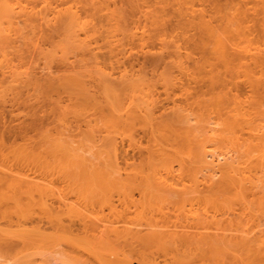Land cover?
Wrapping results in <instances>:
<instances>
[{
    "label": "rangeland",
    "instance_id": "obj_1",
    "mask_svg": "<svg viewBox=\"0 0 264 264\" xmlns=\"http://www.w3.org/2000/svg\"><path fill=\"white\" fill-rule=\"evenodd\" d=\"M0 2V26L3 27L8 36L16 39L18 43L13 45L14 48H7L6 51L4 50L5 44L0 39V231H3L2 234V231L0 232V235H2L0 237V240H2L0 242V264H92L94 261L90 254V244L95 245L94 242L97 243L98 241L95 239L100 230L97 229V226L123 227L124 221L131 218L168 225L169 228L162 229L179 233L185 241L190 240L183 243L182 248L179 250L165 243L155 244L150 242L142 243L137 248V250L153 253L156 258L158 257L157 259L161 264H212L214 261L211 262V255L202 251L196 243L199 235L202 233H222L223 230L218 228L235 230L238 228L237 223L240 221L244 222V227L247 229L249 225L252 226L253 223L257 225L263 220V225L256 229L252 236L255 233L257 235L264 234V211L261 213L262 216L259 214L260 210L264 209H258V205L255 203L253 205V211L256 212L255 216L260 215L262 219L258 217L257 220L260 219L259 221L254 219L250 224H246L250 218L249 210L242 208L236 201L235 203L229 200L225 201L212 181L204 178L208 174L205 172H202V174L201 170L193 163V159L189 161L191 157L189 152L191 150L193 152L192 145H189L185 135H182L177 128L163 127L160 130L158 144L169 152V156L166 154L168 157L166 156L167 159L164 161L167 166L163 169L158 168L161 170L156 169L153 171L145 168L144 172H140L146 166L149 149L157 144L153 145L150 134L143 128L138 127L136 130L135 145L131 144L127 137L119 138L120 166L122 169L120 176L122 177L119 179L121 181L119 185H115L116 187H113V181H109L106 177L109 174L105 172L91 174V171H87L89 173L88 177L89 175L92 176L88 178L87 175H83V173L87 174L86 171L73 167L77 169V172H74L70 167L71 160L65 158L66 162L60 157L59 159L56 157L57 159H55L58 160L56 161L50 156L48 159L49 166L45 168L38 166L37 163L34 164L36 161L33 157L35 162H32V152L29 151V157H27L28 153L23 157V151L26 153L35 144L43 141L41 133L45 129V132L48 130L53 133V136L55 134L57 136V131L65 127L66 130H72L73 134L70 131L68 132L74 136V133L78 134L81 128L85 131L88 122L93 126L96 123L94 111L89 104H84L83 106L86 109H81L83 108V106H80L82 99L80 95L75 94L76 92L58 87L47 93L42 92L40 96L42 94L44 96L41 98L37 94L39 91L35 94L36 91L32 89L30 91L25 83L24 86L20 85L19 82L26 79H23L22 76L27 77L28 73H32V70L27 72L25 70L30 66V64H27L28 56H37V52L35 53L33 50L42 52L39 47L43 48L45 52L55 49L51 42L45 38V33H48L47 29L49 28L46 25L44 31H41V35L35 36L36 41L34 37L31 40L30 36L32 34L30 35L23 30L29 27V25H25L27 23H25L27 11L33 10L36 13L47 14V16L50 14L51 19L55 12L75 6L80 10L82 19L85 22L92 23L90 28H93L94 26L99 27L101 24H106V21L102 19L105 18L104 14H107L108 11L106 6L109 5L110 9H120L122 2L120 4L119 0H1ZM147 3V7L150 6L149 9L146 8L147 13L150 12L151 14L154 11L156 13L157 9L162 10L160 14L164 20H161L163 22L161 23L164 24L162 28L153 27L154 13L151 15L142 13L143 15L137 16L139 13L137 11V14L134 13L128 17L130 18L128 24L133 26L129 25L130 27L128 26L126 29L127 31L132 29L133 32L129 30V33L132 32L133 34L132 38H129V44L125 45V43H128L127 39L125 40L127 42H124L127 50L122 60L121 56L123 55L120 56V63L108 59L105 55L107 49L102 47L104 46L102 39H98L99 42L96 40L99 44H96L95 39H93L91 50H94L98 55L100 66L111 75L113 74V77L117 80L121 78L122 71L124 73L125 68L129 75L146 76L154 81L159 80L157 77V75H161L159 73L167 71L173 83L172 86L165 87L161 80L159 83L157 82L159 84L157 85L158 89H154L156 90L154 97L159 103L156 109V117L160 122L179 108L193 116L191 118L195 120L192 124L198 127V133H201V129H203L199 127L207 125L208 122L212 123L211 127L216 129L217 135L213 138L208 137L203 142L207 145L205 148L208 149L209 153L213 152L217 156L226 153V155L228 154L227 157H230L236 156L237 153L253 150V146L264 135V120H255L249 123L237 121L235 116H232V114H235L232 113V110L236 106H241L243 110L252 112L251 108L254 104L257 101L264 100V84H261L260 91L257 92L252 88L247 77L251 74L264 80V47H259L257 44L260 41H257L258 38L262 39V37L253 28L255 32L251 42L236 39L234 43L237 46L232 47L230 45L231 49L235 51L238 48L236 51L238 55H244L243 50L249 48L256 58L260 61L263 60L259 64L260 67L255 64L253 59L249 60L248 58L244 67H239L233 74L226 75L224 85L214 88L209 81L210 73L221 70V68L218 67L217 69L216 67L215 69L214 67V70L208 64L205 71H197L199 65L206 62L212 64V67L214 64L215 66L219 64H216L218 62L211 54L212 44L209 43L210 47L201 45L204 33L200 34V30L193 23L198 22L200 16H203L211 26L220 34H223L225 33V24L236 16L232 6L249 8L248 18L254 17V11L259 12L256 18H262L261 3L257 0H147ZM98 8H102L103 11L100 13ZM21 10L23 12L20 13ZM13 11L19 12V14L15 15ZM94 12L95 15L91 17ZM16 17L20 22H17ZM23 17L25 21H23ZM133 19L137 21L136 25L133 24ZM131 21L133 22L131 23ZM19 29H21V34L28 39L26 41L30 40L31 42L34 39L36 43L34 41L33 43L27 42L28 44L26 43L24 48L25 39L23 38L24 42L21 41ZM98 29L102 31L101 26ZM29 32L31 31L29 30ZM120 34L118 40H122L123 36ZM157 34L159 36L156 40ZM153 35L154 38L152 39ZM81 38L83 40L89 39L85 33L81 34ZM27 47H29L28 51H26ZM21 53H24V57H20ZM60 53L57 51L59 56L62 55ZM233 53L235 52L233 51ZM25 54L27 55L25 56ZM73 56H71L72 61L74 60ZM159 56L161 57L158 58ZM89 58H91L90 55L86 57V59ZM154 58L155 60L152 61ZM31 59L35 63H32L29 69L43 65L41 58L32 57ZM157 60L159 64L155 63ZM39 61L40 63L37 65L36 63ZM180 61L183 63L184 69L179 67ZM86 62L90 63V60H86ZM54 64L49 66L48 69L45 68L46 70H43L42 65L41 68L38 66L37 68H40V70L34 69L33 73L35 74L37 70L38 73L42 70L43 73L45 71L47 74L51 72L50 74H53L52 78L55 82L71 74L67 71L66 64ZM10 66L19 74L20 80L16 82L17 85L14 83L15 81H11V79L14 80L12 77L10 78L11 75L9 78L7 77ZM157 67L161 69H157ZM44 75H41V72L37 74L38 77ZM5 78L8 79L9 83L5 81ZM85 81L89 85V89L96 93L97 86L94 87L95 84H93L92 79L86 77ZM59 83V81L56 82V84ZM17 87L20 89L22 87L20 91L23 92V96L20 93L18 94V96H21L20 98L16 97L15 94L19 90ZM16 88L17 90H13ZM99 96L100 94L97 97L99 98ZM76 111H78V114ZM105 113L107 114V111ZM31 124H36V127L39 125L38 127L41 130L42 127L45 128L43 131L40 130L41 132L37 128V132L41 136L38 141L36 137L39 135H36L35 128V131L32 129L35 126ZM75 138L77 139V137ZM68 139L70 138L68 137ZM160 142L165 146L161 145ZM74 146H78V143H75ZM27 147L29 148L26 149ZM167 151L165 152L167 153ZM81 153L82 151H80ZM88 154L85 155L89 156L90 154ZM59 160L61 164H59ZM71 163L73 162L71 161ZM167 169L170 170L167 171ZM147 173L149 176L145 175ZM93 174L100 177L104 175L106 178L102 179L97 175L95 176L97 178H93ZM142 174L145 175V178L146 176L150 178L153 184L143 183L142 179L144 177ZM15 179L27 180L35 185L37 184V189L34 192L35 197L32 201L21 200L19 203H14L13 199L7 202L3 201L4 195L7 198L15 197L16 200L20 197L25 198L24 195L15 194L12 190L13 184H19V181L15 182ZM106 179L108 180L107 183L111 182L113 184L112 187L107 186H110V183L107 184ZM109 179H111L110 176ZM154 179L157 183H154ZM102 182H105L107 187ZM48 189L51 190L48 193L49 196L51 195L50 197L47 195ZM41 192L45 196L44 200H41V195L38 196ZM45 202L46 204H43ZM45 205H47V211L44 209ZM231 230H226L224 233L227 235L238 234ZM4 231L12 234L6 233V235ZM3 238H5L4 241ZM162 244L163 246H161ZM167 247L168 250H172L166 251ZM130 253L131 250H125L112 258V262L108 264H123ZM222 264H264V245L258 243L255 247L245 251L240 263L236 262L234 255L228 249L225 252Z\"/></svg>",
    "mask_w": 264,
    "mask_h": 264
},
{
    "label": "bare ground",
    "instance_id": "obj_2",
    "mask_svg": "<svg viewBox=\"0 0 264 264\" xmlns=\"http://www.w3.org/2000/svg\"><path fill=\"white\" fill-rule=\"evenodd\" d=\"M257 1H259L262 5V9H263L262 18H256L257 13L259 12H255V11H254L255 13L254 17L248 18V15L250 14L249 8L232 6L234 12H236V16L228 20V22L225 24V31H224L225 33L223 34L222 33L220 34L213 26H211L203 18V16H200L198 22L193 23L194 26L200 30V34L204 33V37H202L201 39V45L203 47H205L206 45L210 47L209 43L212 44L211 54L214 57V59L217 60L218 63L216 64L217 65L219 64L218 66H215V64L213 63L214 66L212 67V64L206 62L203 63L202 65H199V69L196 68L197 71L198 70H199L198 72L205 71L208 64L212 69H214V67L215 69L216 67L217 69L218 67L221 68V70H217V71H214L215 70L214 69L213 70L214 73L213 72L210 73L209 81L212 87L215 88L217 86L224 85L226 75L233 74L235 71H237L239 67H244L246 65V60L248 58L249 60L253 59L256 65L262 63L263 60L260 61L258 58H256L249 48L243 50L244 55L241 53L242 52L241 50L239 51H241L240 53L242 55L236 54L238 48H236L237 49L236 51L231 49L233 46H237L234 43L236 39H240L241 41L251 42L255 31L260 33V36L262 37V39L258 38L257 41L259 40L260 41L257 42V44L259 45V47H264V0H257ZM120 2H122V5L120 4ZM146 3L147 0H121V1L119 0L120 9L118 8L110 9L109 5L106 6V10H108L107 14H104L105 18H102L104 21H106V24L99 25V27L101 26L102 31L98 29L99 27L97 25H96L97 27L93 25L94 27L90 28V24L92 23H89L87 21L85 22V20L82 19L80 10L75 6H70L65 10H60L58 12H55L53 18L51 19L49 17L50 14L47 16V14L36 13L33 10L27 11L26 14V12L24 11L25 14L27 15V17L25 15L27 19L25 21L23 17V21H25V23L27 22L25 25H29L30 29L27 26L28 28L23 30L27 31L30 35L32 34V36L29 35L31 37V40L33 37L34 38L35 36L37 37V35L40 34L41 31H44L45 28L44 26L46 25V27L49 28L47 29L48 33H45L46 35L45 38L49 42H51L52 46L55 48L53 51L50 50L49 52H45L41 47L39 48L41 49L42 52L35 51L32 49L35 53L37 52L36 53L37 56L35 55L32 56L30 55L29 52L28 54L30 55V57L32 56L35 57L36 59L41 58L43 60L42 63L44 65L43 66L41 64L42 67L44 68V69L42 68L43 70L50 68L49 66H51L54 63L66 64L65 66L67 67V71H69L71 74L64 77L62 80L58 79V81L60 82L59 84H56V82H58L57 80L56 82L53 80L52 78L53 74L51 75L50 74L51 72H48L49 74H47L44 71L43 73V70L41 69L42 70L40 71L41 75L42 74L45 75L43 77H38L37 74L40 73V72L38 73V70H40L41 68V65H38L40 61L36 63L40 68H37L38 67L37 66L35 68L33 67L32 69H29V67L32 66L31 64L35 62H32L31 59L32 57L30 58L28 56L29 63L27 62V64H30V66L27 65L28 69L25 71L27 72L29 70L30 71L32 70L33 73L34 69H38L36 71L37 74L28 73L29 75L30 74L31 75L29 76L27 74V77H23L25 75L23 76L21 75L23 79L26 78L24 80H21V82H23L21 84V82H19L20 80L19 74L16 73V70H13L12 66H10L9 75L7 77L9 78V76L11 75L10 78L12 77L14 79V80L11 79V81H15L14 82L15 84L16 82H19L21 86H24L25 83V86L29 88V90L32 89L36 91L35 94L39 91V93H37L39 94V96L42 92L47 93L57 89L58 87L69 90L70 92H76L75 94L80 95V98L82 99V100L80 99L82 101V104L80 106H83L84 104H89L91 109L94 111L96 123L95 126H93L90 122H88L86 124V127L88 129L86 128L85 131H83L81 127H80L81 129L78 127L80 130L78 134L74 133V136L72 135L73 131L66 130L65 127H63L62 130L57 131L58 132L57 136L56 134L53 136V133L49 132L48 130L47 132H45L46 129L42 127V125H40V127L43 128L41 130V128L38 127L39 125L36 127L35 126L36 124H31L32 126H35V127L32 126L31 127L33 130L35 128L36 132L38 130L37 128H39V132L45 129L43 131L44 133L43 132L41 133L42 137L39 135V132L36 133V135L37 134L39 135L37 136L38 138L36 137L37 141L39 137H41L44 142L40 139L42 142H39L34 146L32 145L33 147L31 148V150H29L28 149L29 147H27L26 148L28 149L27 152L25 153V151H23L22 156L24 155L23 157H25V154L28 153L27 157H29L30 156L29 151L32 152L31 158L32 157L35 158L36 161L35 162L32 158L33 160L32 162L33 163L35 162L34 164L37 163L38 166L45 168L49 166L48 159L50 158V156L54 160H56L57 158L59 159V157L63 159L65 158L66 160L67 159L69 161L71 160L75 164L73 166L72 165L73 163H71L70 161L71 164L70 167H72L71 169H73L74 172H77V169H79L81 171H86V172L91 171V174L94 172H105L109 174L111 179H109V176L106 177H108L109 181L110 180L111 182L113 181L112 183H114V185L111 184V182H108L110 183V186L107 185L108 184L107 179L106 181L104 180L107 184L105 182L102 183L104 184L105 187L107 186L112 187V185L113 187H116L115 185H119V183L121 182L119 179L120 177H122L120 176L122 174L121 173L122 169L120 166L121 162H120V153H119V138L127 137L130 140L131 144L135 145L136 144L135 133L137 128L141 127L146 132H148L152 139L153 145L156 143L157 144L155 145V147L153 146L154 148L151 147L149 149L146 157V166L142 168L140 172H144L145 168H148V170L155 171L158 168L163 169L167 166L164 163V161H166L167 159L166 154L169 153L167 149H163L162 146L160 147L158 144L159 135L161 133L160 130L163 129V127L177 128L182 135H185V138L189 142V145H192L191 149L193 148V152L192 150L191 152L193 154L189 152V156H191L189 161L193 159V163L197 166L199 170H201V173L205 172L208 174V175L206 174L207 175L206 177L203 175L204 178L206 179L208 178L209 181H212L213 185L218 189L220 195L225 201L229 200L232 203H235L236 201L239 203V205L242 206V208L249 210L250 218L247 220L246 224H250V222H253L254 219L256 221H259L260 219L257 220V218L259 217L262 219L261 216L264 214L263 212L264 210H260L261 212L259 214H261L262 212L263 214H261V216L258 214L259 216L256 217L255 216L256 212L253 211V205L257 203L258 209H264V135L261 138H259L260 141L255 146H253V150H247L243 153H237L236 156L227 157L228 154L226 155V153H224V155L222 153L221 155L217 156L214 155L213 152L209 153V151H207L208 149L205 148L207 147V145L203 142H205L208 137L213 138L214 136L217 135L216 129L211 127L212 124L211 122H208V124L204 125L203 127H199L200 129L201 128L203 129H201L202 130L201 133H198L197 132L198 127L192 124V122H194L193 120H195L191 118L193 116H191V114L185 113L184 110H181L179 108L175 109L171 114H169V116L165 120L161 122L159 121L158 117H156V109L158 108L159 103L158 101H156L154 97L155 96L154 93L156 91L154 89H156L157 85H159L157 84V82L159 83V81L162 80L165 87H171L173 84L171 82V78L168 75L167 71L166 72L163 71L159 73L161 74V75H157L159 80L154 81V80H150V78H147L146 76H139L135 74L137 76L136 77L134 75H129L127 74L125 68L124 73L122 71L121 78L117 80L113 77V74L111 75V73L107 72L105 69H103L100 66L98 55L94 52V50H91L92 49L91 42L93 41V39H95L96 44H99L97 43L96 40L102 39V41L104 42V46H107V47L104 46L102 47L103 49L104 48L107 49L105 55L108 57V59L112 62L118 63L120 61V56L123 55L121 56V60H122L127 50V47L125 48V45L129 44L130 41L129 38L131 39L133 34L132 29L128 28L129 30H132V32L130 33L129 30L127 31L126 29L130 25L128 24L130 22V18L128 17L133 15L134 13L137 14L138 12L139 13L137 16L141 15L142 13L149 15L150 12L147 13V9H149L148 7L150 6L147 7ZM23 10H21L20 13L23 12ZM99 10L100 13L101 11H103L102 8L100 9L98 8V11ZM161 11L162 10L157 9L156 13H154L155 11L152 12L154 13L153 27L155 26L154 28L157 29L162 28V26L164 25L162 24L163 22L161 21L163 20L160 15ZM13 13L15 15L19 14V12L16 11H13ZM93 15H95V12L94 14L91 15V17H93ZM133 21H131V23L133 22V24L135 23L136 25L137 21H135L134 19ZM17 22H20V20L18 19ZM253 28L255 29V31L253 30ZM28 29L31 32H29ZM20 30L21 29H19L18 32L21 34ZM83 33H85L86 37L89 39L83 40L81 38V34ZM119 33H121L120 35L124 37V39L122 37V40L124 41L120 39L123 43L117 39L119 37ZM158 34L157 37H155V39L158 38L159 36ZM154 35L152 36V39L154 38ZM22 36L23 34H21L20 37L22 42L25 41L24 42L25 45H23L24 48L26 47L27 42L33 43L34 39L33 41L30 42V40L26 41L28 40L25 38L26 36L23 37ZM23 38L25 39L24 41ZM0 39L1 41L4 42L5 46L4 45L3 46L5 47L4 50L6 51L12 47L14 48L13 46L14 44H18L16 39H12L11 36H8L5 30L3 29V27L1 26H0ZM126 39L128 40V43H125L124 45V42H127L125 41ZM100 40H98V42ZM35 41L34 43H36ZM253 44H255V42H253ZM28 48L29 47L26 48V51H28ZM99 48H101V46H99ZM231 50H233L235 53H233V51L231 52ZM57 51L61 52L60 54L62 55L59 56L58 55L59 53L57 54ZM21 54L22 55L20 57H24L23 55L24 53ZM26 55L27 54H25V56ZM72 55H74L73 61L71 58ZM88 55H90L91 58L86 59ZM160 57L161 56H159L158 58ZM86 60L87 61L90 60V63L86 62ZM154 60L155 58L152 61ZM155 63H158V60ZM162 67L163 65L161 66V68ZM179 67L181 69L185 68L181 61L179 62ZM158 68L160 67H157V69ZM157 69L155 70L157 71ZM86 77H90L92 79L93 84H95L94 87L97 86L96 89L97 92L99 93L97 92L93 93L89 89L90 87L85 81ZM154 77L156 78V76ZM247 77L252 88L257 92H259L261 84H264V80H262V78H257L251 74L247 75ZM5 81L8 82V79L6 80L5 78ZM13 86L16 87L15 85ZM17 88L19 90H17ZM17 88L13 90H17V92L15 91L16 92L15 94L17 95L16 97L20 98L21 96H18V94L20 93L23 96L22 94L23 92L20 91L22 87L21 89L19 87ZM98 94H100L101 98L100 96L99 98L97 97ZM42 96H44V94H42L40 97L42 98ZM25 101L27 103V98ZM84 107L85 106H83V108L81 109L83 110L86 109ZM233 110L232 113L234 112L235 114H232V116H235V120L237 121H243L249 123L255 120L256 121L264 120V100L257 101L254 104V106L251 108L252 112H250L249 110H243L241 106H236ZM106 111L107 114L105 113ZM76 112L78 114V111ZM68 131H70L72 134ZM67 133H69L70 135ZM68 137L70 139H68ZM75 137H77V139ZM75 143H78V146H74ZM161 145L165 146L162 143ZM80 151H82L83 154L82 153L80 154ZM165 151H167V153ZM86 153H89L90 155L88 154L89 156H87L85 155ZM65 159L64 161L66 162ZM60 160H59V164H61L62 161ZM26 162L28 163L27 160ZM73 167H76L77 169ZM168 170L170 169H167V171ZM88 172L87 174L83 173V175L85 176L87 175L86 177H88L89 174ZM157 173H161V172H157ZM94 174H93V178L100 177L97 174H96L97 177H95L96 175ZM145 175L149 176L148 173ZM145 175H143L144 177L142 179L143 183L148 185L153 184V181L150 178H147V176L145 178ZM90 177L92 176L89 175L88 178ZM106 177H104L103 175V177L100 178L103 179ZM17 180L19 181V184L17 185L13 184L12 190L14 191L15 194H18L20 196L24 195L25 198L20 197L19 199L16 200L15 197L7 198V196L4 195L3 201L7 202L10 199H13L14 203H19L21 200H27L28 202L32 201L33 198L35 197L34 192L37 189V184L35 185L30 181L20 180V179H15V182ZM154 183H157L155 179H154ZM38 190H40V188H38ZM49 190L50 189H48L47 195L51 191ZM40 195L42 197L41 200H44L43 199L45 197L44 194L41 192V194L39 193L38 196L40 197ZM43 204H46V202ZM45 206L46 207L44 209L45 211H47L46 210L47 205ZM262 221L263 220H261V222H259L257 225H254L253 223L254 226L249 225L250 227L248 226L247 229L244 227L245 226L244 222L240 221L237 223L238 228L235 230L233 228H232L233 230L227 228L226 229L218 228L219 230H223V232L202 233L199 235V239L196 240V243L199 245L202 251L206 252V254L208 255H211L210 260L211 262L214 261L213 263L215 264H222L223 258L225 256V252L228 249H230V251L234 255V259L236 260V262L240 263V261H242V255L245 251H248L250 248L255 247V245L258 243H262L264 245V239H263L264 234L257 235L255 233L254 236H252L255 230L260 228L261 225H263ZM18 225H20V223H18ZM123 225H124L123 227L103 226L104 228L99 227L100 225L97 226L98 227L97 229L100 230H99V234H97L98 237L96 235L95 239H97L98 241L97 243L94 242L95 245L90 244L91 245L90 254L94 261L92 264H108L112 262V258H114L116 255L120 254L125 250H131V253L126 257L123 264H134V263L161 264V262H159L157 259L158 257L157 258L155 257L156 255H154L153 253H148L145 250L144 251L137 250V248L142 243L146 244V242L147 243L150 242L155 244L165 243L166 245L167 244L171 245L174 249L176 248V250L177 249L179 250L182 248L183 243L190 241V240L185 241V239L182 238L181 237L182 235H180L179 233L171 232V231L169 232L165 229H162V228L167 229L170 226L167 227L168 225L167 226H165L164 224L160 225L159 223H155L152 221L148 222V221H144L143 219L131 218L128 221H124ZM226 230H231L238 234L227 235L224 233V231ZM2 233L3 231L1 232V234ZM4 233L8 234L9 232L4 231ZM1 236L2 235H0V237ZM5 238L9 239L8 237ZM5 238H3V241L5 240ZM1 241L2 240H0V242ZM161 246H163V244ZM167 250L168 247L166 251ZM171 250L169 249L168 251Z\"/></svg>",
    "mask_w": 264,
    "mask_h": 264
},
{
    "label": "crops",
    "instance_id": "obj_3",
    "mask_svg": "<svg viewBox=\"0 0 264 264\" xmlns=\"http://www.w3.org/2000/svg\"><path fill=\"white\" fill-rule=\"evenodd\" d=\"M134 264H140V263H134Z\"/></svg>",
    "mask_w": 264,
    "mask_h": 264
}]
</instances>
